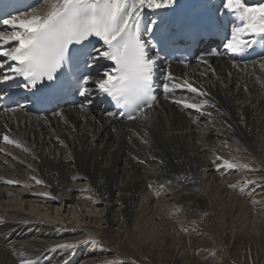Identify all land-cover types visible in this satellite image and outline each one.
Listing matches in <instances>:
<instances>
[{
  "label": "bare ground",
  "instance_id": "6f19581e",
  "mask_svg": "<svg viewBox=\"0 0 264 264\" xmlns=\"http://www.w3.org/2000/svg\"><path fill=\"white\" fill-rule=\"evenodd\" d=\"M262 62L209 58L207 65H179L171 72L175 83L187 80L208 93L203 113L211 116L173 102L202 99L187 88L160 99L150 122H122L90 109L41 119L1 112L0 127L30 151L0 144V264H102L100 248L56 246L75 244L87 229L102 237L112 228L126 234L125 242L149 247L159 264H195L189 260L192 244L166 231L176 229L168 218L182 205L217 210L222 233L229 230L233 239L240 232L228 211L237 218L246 211L243 227L260 234L264 219L252 199L229 187L247 170L229 169L217 157L233 160L248 150L264 163ZM258 194L264 200V190Z\"/></svg>",
  "mask_w": 264,
  "mask_h": 264
},
{
  "label": "snow or ice",
  "instance_id": "6c2138e0",
  "mask_svg": "<svg viewBox=\"0 0 264 264\" xmlns=\"http://www.w3.org/2000/svg\"><path fill=\"white\" fill-rule=\"evenodd\" d=\"M177 5L178 0H39V6L31 7L23 14L4 12L0 8V24L10 29L0 30V82L7 83L20 77L26 81L23 87L36 89L38 84L44 85L47 81L50 82L51 91L44 95L49 96L55 93L56 85L62 81L63 70L70 62L82 59L86 66L92 67L98 60L105 59L113 62L114 67L104 72V78L95 79L88 75L78 78L75 92L84 97L85 103H80L77 107L87 111L92 104L91 94L96 90L115 101L122 109L120 117L129 121L150 122L155 114V106L159 104L154 94L153 76L161 57L158 52L150 55L149 42L143 33H152L160 49L167 50L182 43L194 42L211 31L209 21L198 14L195 6H191L188 11L177 12ZM145 9L152 10L159 16V19H153L147 27L143 23ZM221 10L242 22L240 26L232 28L230 38L223 44L227 52L233 55L243 53L258 42L257 38L264 42V3L249 6L242 0H222L221 9H217L216 14L219 15ZM245 36H250L251 39H245ZM93 37L103 42L105 50L86 51V42ZM220 55L223 53L206 51L200 57V62L207 65L205 56ZM260 67L264 68V62ZM90 84H94L95 89L90 88ZM159 87H162L166 97L178 89L187 88L202 99L198 102L184 99L173 102L211 116V113H203L205 106L210 105V100L206 98L208 93L201 87H194L187 80L175 83L172 74L167 71L165 82ZM211 107L215 105L212 104ZM56 115L63 118L62 111ZM107 115L114 117L116 113ZM2 138L6 143L23 148L25 152L30 151L18 139L7 134ZM59 142L64 143L62 140ZM142 142L148 143L147 140ZM217 159L223 160V165L229 169L254 170L249 164H240L238 161L224 159L223 156ZM30 179L36 184H44L43 180L35 176ZM4 182L11 185L20 183L18 180ZM167 183L171 184L172 181ZM159 187L163 189L165 185L161 184ZM155 194L159 197L161 193L156 191ZM39 195L56 199L50 193ZM81 243L94 248L102 247L100 241L94 238ZM76 246L66 244L56 247ZM21 264L30 262L22 260Z\"/></svg>",
  "mask_w": 264,
  "mask_h": 264
},
{
  "label": "rangeland",
  "instance_id": "374dc122",
  "mask_svg": "<svg viewBox=\"0 0 264 264\" xmlns=\"http://www.w3.org/2000/svg\"><path fill=\"white\" fill-rule=\"evenodd\" d=\"M246 151L248 150L234 154L235 159L233 160L238 161L240 164H249L250 168L254 170L246 169L248 172L242 173L245 179L229 184L236 185V187H230V189L237 190L238 194L244 198L252 199V207L264 219V200L259 201L262 196L258 194L260 190H264V163L257 156L248 154ZM246 181H252V183H247ZM253 186H255L253 190H250ZM256 187L258 191L254 192ZM252 193H254V196L258 195L251 198L249 195ZM181 208L177 212H171L168 218V223L173 222L177 226L175 227L176 229L167 226L166 231L172 233L176 238L182 236L188 244H192L190 250L192 258H189V260L192 259L193 263L264 264V224L260 225V234L251 233L250 227L244 228L243 220H245V215L243 214H246V211L241 212V210L240 212L243 214H240L238 218L236 212L228 211L229 218L233 219V225L236 226L237 233L240 232L237 238L233 239L229 230H227L226 234L222 233L217 210L209 211L202 206L188 210L185 205H182ZM85 231V235L79 241H76L75 245L77 246L74 248L82 251L85 246H89V244L81 243L82 241L92 238L97 239L102 245V247H99L100 253H103L102 260L100 259L99 263L159 264L156 258L149 257V247L139 249L135 243L131 241V243L125 242L126 234L118 233L114 228L105 232L102 237H100L99 233L92 230L87 229ZM166 248L173 250L172 245ZM109 255L113 257H109Z\"/></svg>",
  "mask_w": 264,
  "mask_h": 264
}]
</instances>
